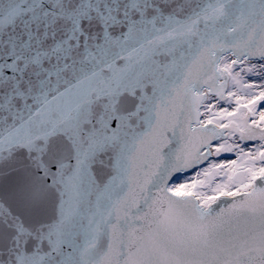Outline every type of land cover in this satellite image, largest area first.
<instances>
[{
    "label": "snow or ice",
    "instance_id": "snow-or-ice-1",
    "mask_svg": "<svg viewBox=\"0 0 264 264\" xmlns=\"http://www.w3.org/2000/svg\"><path fill=\"white\" fill-rule=\"evenodd\" d=\"M0 264H264V0H0Z\"/></svg>",
    "mask_w": 264,
    "mask_h": 264
}]
</instances>
